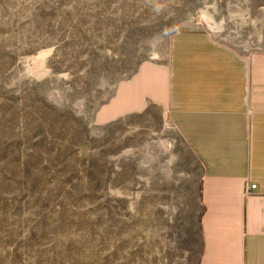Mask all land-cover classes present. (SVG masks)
Instances as JSON below:
<instances>
[{
  "label": "rangeland",
  "instance_id": "374dc122",
  "mask_svg": "<svg viewBox=\"0 0 264 264\" xmlns=\"http://www.w3.org/2000/svg\"><path fill=\"white\" fill-rule=\"evenodd\" d=\"M205 31L264 50V0H0V264H197L203 171L120 85Z\"/></svg>",
  "mask_w": 264,
  "mask_h": 264
},
{
  "label": "crops",
  "instance_id": "0c3cea01",
  "mask_svg": "<svg viewBox=\"0 0 264 264\" xmlns=\"http://www.w3.org/2000/svg\"><path fill=\"white\" fill-rule=\"evenodd\" d=\"M117 97L123 112L158 105L202 167L197 264H264V50L178 32Z\"/></svg>",
  "mask_w": 264,
  "mask_h": 264
},
{
  "label": "built area",
  "instance_id": "2783aa9c",
  "mask_svg": "<svg viewBox=\"0 0 264 264\" xmlns=\"http://www.w3.org/2000/svg\"><path fill=\"white\" fill-rule=\"evenodd\" d=\"M254 188H256L255 183L248 184L246 187V193H250Z\"/></svg>",
  "mask_w": 264,
  "mask_h": 264
}]
</instances>
